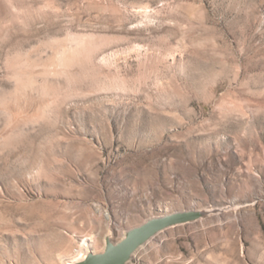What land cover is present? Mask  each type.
<instances>
[{"label":"rangeland","instance_id":"obj_1","mask_svg":"<svg viewBox=\"0 0 264 264\" xmlns=\"http://www.w3.org/2000/svg\"><path fill=\"white\" fill-rule=\"evenodd\" d=\"M211 206L130 264H264V0H0V264Z\"/></svg>","mask_w":264,"mask_h":264},{"label":"water","instance_id":"obj_2","mask_svg":"<svg viewBox=\"0 0 264 264\" xmlns=\"http://www.w3.org/2000/svg\"><path fill=\"white\" fill-rule=\"evenodd\" d=\"M223 211H225L224 208L211 206L152 216L142 224L127 230L118 242L111 240L112 232H110L105 239V247L102 252L89 253L86 259L77 264H128L132 262L134 254L142 246L162 233L202 221Z\"/></svg>","mask_w":264,"mask_h":264},{"label":"bare ground","instance_id":"obj_3","mask_svg":"<svg viewBox=\"0 0 264 264\" xmlns=\"http://www.w3.org/2000/svg\"><path fill=\"white\" fill-rule=\"evenodd\" d=\"M91 239V238H90ZM86 240V239H84ZM154 239L150 240L147 244H145L144 246H142L135 254H134V257L135 255L140 251L142 250L143 248H145L149 243H151ZM94 246V242L93 241H90L89 239L86 240L82 247L80 249H78L76 251V256L74 257H69L67 258L66 260H64L63 264H77L81 261H83L84 259H86L87 255L89 253H97V251L95 250V248L93 247ZM131 263V262H130ZM128 263V264H130Z\"/></svg>","mask_w":264,"mask_h":264}]
</instances>
